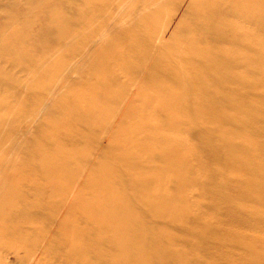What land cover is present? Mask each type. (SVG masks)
Wrapping results in <instances>:
<instances>
[{
    "label": "bare ground",
    "instance_id": "bare-ground-1",
    "mask_svg": "<svg viewBox=\"0 0 264 264\" xmlns=\"http://www.w3.org/2000/svg\"><path fill=\"white\" fill-rule=\"evenodd\" d=\"M45 1L50 5L40 22L31 11L0 0V12L9 20L24 13L26 27L42 23L52 33L51 43L40 48L25 45L24 39L2 31L6 25L0 26V37L11 40L8 45L0 38V58L13 60L12 67L25 77L39 76L51 68L58 52L83 38L91 71L81 84H67L62 73L44 88L47 92L39 79L0 74V131L14 121L8 108L14 94L39 90L30 113L48 101L59 112L47 113L34 129L27 145L34 156L24 160L23 173L13 151L17 136L0 138L1 257L7 261L13 256L16 264H185L186 255L169 244L165 227H144L136 209L153 222L181 223L197 206L190 193H207L199 184L206 176L215 182L216 172L223 180L216 199L235 218L227 224L237 229L262 225L264 0ZM32 3L41 11L45 7L43 0ZM58 3L69 14L74 10L70 20L54 12ZM87 8L95 18H86ZM101 16L104 20L97 21ZM126 21L131 29L122 28ZM3 108L8 112L2 113ZM192 132L200 150L188 141ZM59 135L66 141H59ZM165 138L171 144L160 148L163 153L154 152L150 145ZM100 140L104 149L92 151L90 145ZM196 156H202L200 161ZM192 157L199 162L193 168ZM115 167L125 171L118 174ZM119 177L127 185L117 184ZM22 182L29 184L25 195L18 191ZM170 185L175 194L168 191ZM33 212L46 217L47 228L39 218L28 219ZM21 217L29 227L18 223ZM7 218L14 224L8 227ZM6 232L12 235L7 241ZM228 235L249 260L264 264V254L246 246L239 232Z\"/></svg>",
    "mask_w": 264,
    "mask_h": 264
},
{
    "label": "rangeland",
    "instance_id": "rangeland-1",
    "mask_svg": "<svg viewBox=\"0 0 264 264\" xmlns=\"http://www.w3.org/2000/svg\"><path fill=\"white\" fill-rule=\"evenodd\" d=\"M77 1V0H76ZM128 1V0H127ZM160 1V0H159ZM158 1V2H159ZM3 3L5 5H13L16 4L19 9L26 11L29 10V14L32 15V17H37L38 20L41 22L43 21V18L45 16V9L46 6L50 5L49 2L43 0V4H45L43 7V10L41 11L40 8H37L35 4L32 3V0L30 3L27 0H3ZM128 3V2H126ZM63 4V3H62ZM62 4L58 3L56 5L54 12H57L60 14L62 19L64 20H70V18L73 16L74 10L70 11V14L67 13V8L64 6L62 7ZM156 4V3H155ZM154 4V5H155ZM151 5L149 7L150 10L153 9V6ZM49 7V6H48ZM45 8V9H44ZM77 9V6L75 7ZM85 16L87 19L95 18L94 15H90V9L87 8L85 11ZM175 15L179 14L180 11L174 12ZM49 15V14H47ZM46 15V16H47ZM194 15V13L191 14V16ZM19 18V20H17ZM26 17H24V13L20 14H13V16L8 18V16L2 14L0 12V26L6 25L7 28H1L3 32L7 31V33L11 34L14 33V37L19 38L20 40H25V45L29 43L30 46L33 45H39V47H46L47 44H50V40H52V33L51 30L47 29L45 25L42 23H39V25H36L35 28L28 26L26 27L24 24V20ZM104 20V17L101 16L100 19L97 21ZM130 21L124 22V25H122V28L131 29ZM97 25V22L92 23V28H95ZM33 28V29H31ZM91 28V29H92ZM0 29V30H1ZM90 31V30H89ZM177 31V30H176ZM1 32V31H0ZM2 32V33H3ZM264 32V31H263ZM6 33V32H5ZM262 39H264V34L262 33ZM3 44H11V40H7L8 36L6 37H0ZM0 41V42H1ZM83 38H79L75 45L70 48V50L66 49L62 52H58L54 58V62L51 64V68L47 71H44L39 76L37 75H30L29 77H25L23 73H20L16 68L12 67L13 60L7 59V58H0V74H4V77H18V78H24L25 80H40V86L42 89L46 88L49 84V86L53 85L57 80H59L62 73H66L64 77V81H67V84H75V83H84L87 81V73L91 71L89 66V59L87 56L83 53L84 48L87 46V42H84ZM2 53V52H1ZM182 61H185L186 58L180 59ZM56 62V63H55ZM14 64H17V61H14ZM48 82V83H47ZM186 89L189 91L191 89V84L186 85ZM45 90V89H44ZM45 90V91H46ZM41 92V96H45V93L47 92ZM36 92V93H35ZM35 92L30 91L23 95H13L10 97L9 102L10 105L8 106L9 111L13 114L14 121L10 122L11 128H7V130L0 131V138H8L10 135L17 136V142L18 147H15L13 151L17 153L19 162H18V170L23 173L22 168L24 167V163L26 158H30L34 156V154L30 153V150L28 149L27 145L30 144V141L32 140V135L34 134V129L41 124L40 121H43L45 119L46 114H51L52 116H56L57 112V106L54 107V105L51 106V102H43L38 105V108H35L36 111L30 113V109L34 102V95L39 94V90H36ZM35 93V94H34ZM38 93V94H37ZM11 94V93H10ZM60 93L55 94V99L57 96H59ZM2 113H7L4 111V108ZM28 111V112H27ZM50 112V113H49ZM59 113V112H57ZM29 115V116H27ZM30 120V129L28 128V131L25 130V124ZM68 124V121L67 123ZM69 125V124H68ZM23 126V128H22ZM34 126V127H33ZM69 129V127L67 126ZM234 131V129H232ZM23 131V132H22ZM31 131V132H30ZM20 132V133H19ZM18 133V135H17ZM27 133V134H26ZM21 134V135H20ZM29 134V135H28ZM31 135V136H30ZM24 136V137H23ZM188 141L189 142H196L197 148L200 146L199 137L197 136V133L192 132V134L188 135ZM63 135L57 136V139L61 142H64ZM258 137V135H257ZM256 137V139H258ZM27 138V139H26ZM19 140V141H18ZM259 140L261 142H264V137L259 135ZM171 144L170 140L168 138L160 139V143H156L150 145L151 148L154 150V152H162L160 149H165L167 145ZM25 147V148H24ZM92 151L104 149V143L103 141H96V143H93L90 145ZM199 150L201 148H198ZM200 152V151H198ZM197 152V154H199ZM19 153V154H18ZM169 153V152H167ZM201 153V152H200ZM29 154H32L31 156ZM30 156V157H29ZM202 156H196V160L200 161ZM34 161H36V158H34ZM199 163V162H198ZM194 157L190 158L189 165L193 168L197 166V164ZM199 167V166H198ZM213 169L215 166H212ZM116 172L118 174H121L125 171L124 168L115 167ZM215 172V171H213ZM214 177H216L215 182L210 179L208 176L204 177L203 181L201 180V183L199 184L201 189L203 191H206L207 193H202L200 189L194 190L189 195L190 202H197V206L193 208L192 215L183 218L181 223H168L164 221L159 220H148V218H145L144 213L139 208L136 209V216H138L144 227H154L156 225L158 226H164L165 229L168 232V235L170 237V240H168L169 244L173 245L176 250L186 255V262L185 264H256V262H252L251 260L246 257L247 252L242 247L237 245L236 239L232 236L229 237L228 233L233 231H237L240 233L241 241L246 246H251V249L253 252L257 254H264V221H259L262 223V225L255 227L251 226L249 224H246L245 227L237 229L236 226H233L230 224L228 225V220L232 223L235 219L234 216L230 215V213L225 212V208H220L219 202L217 201V197H219V194L221 193L219 191L218 185L222 184V181L220 177H218L217 172L215 173ZM118 179V178H117ZM119 180V181H118ZM116 181L117 184L120 183L127 185L125 178H120ZM29 184L28 182H22L18 185V191L20 194H27V191H29ZM230 194L233 196L235 195L234 190V183H230ZM168 191L172 194H175L176 188L172 185L168 187ZM209 191V192H208ZM251 204H253L251 202ZM7 212V209H5ZM219 210V211H218ZM19 215H21L20 211H17ZM39 213L33 212L31 216L28 218L29 220L36 218H39ZM41 215H44L41 213ZM212 215L213 218H211V221H203L201 222V218L204 216ZM172 217H175V215H172ZM14 218V215L13 217ZM12 218H7L6 224L7 226L13 225ZM19 218L18 223H23V225L28 226L26 220ZM42 220H41V219ZM39 221H41L43 228H47L49 225L47 223L46 217H40ZM11 220V221H10ZM15 221V219H14ZM250 222V221H249ZM201 223H205L206 226L202 225ZM239 223H241L239 221ZM11 229V227H10ZM228 229H235V230H228ZM13 230V229H11ZM5 240H9L12 238L11 232H6ZM232 237V238H231ZM225 243L227 244L226 247H221L220 244ZM1 245V243H0ZM49 249L54 246L52 242L49 244ZM223 246V245H222ZM1 250H0V260L3 259L6 264H16V260L13 256H8L7 261H5L4 258L1 257ZM159 264H179L182 262H178L176 260H162L161 262H158ZM183 264V263H182Z\"/></svg>",
    "mask_w": 264,
    "mask_h": 264
}]
</instances>
